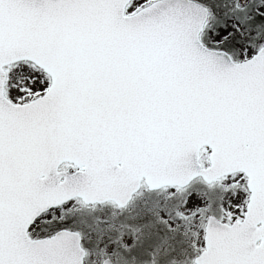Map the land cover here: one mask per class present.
I'll use <instances>...</instances> for the list:
<instances>
[{
    "label": "snow or ice",
    "instance_id": "snow-or-ice-1",
    "mask_svg": "<svg viewBox=\"0 0 264 264\" xmlns=\"http://www.w3.org/2000/svg\"><path fill=\"white\" fill-rule=\"evenodd\" d=\"M160 226L264 264V0H0V264H188Z\"/></svg>",
    "mask_w": 264,
    "mask_h": 264
},
{
    "label": "rangeland",
    "instance_id": "rangeland-1",
    "mask_svg": "<svg viewBox=\"0 0 264 264\" xmlns=\"http://www.w3.org/2000/svg\"><path fill=\"white\" fill-rule=\"evenodd\" d=\"M143 197L140 195H137L135 199L130 203V205L126 209H118L116 206L112 205L111 203L105 204L103 206L95 205L91 207L84 206V204L81 202L78 207L81 209H87L88 216L85 217V219L94 220L96 217H94L92 214L95 213L97 216H104L107 217L111 224H113L115 227L111 232L105 230L103 239H100V234L98 231L93 233V241L100 240V243L107 244L110 248L115 247L114 238L116 236V231L121 230L128 232L129 234L125 237V240H131L135 238L136 240H140L143 236L142 233H133L130 228H123L122 225H137L140 223H143L145 219L148 217L144 214L143 208H138V204H142ZM194 203V200H193ZM81 227L87 231V224L81 225ZM165 235L169 236L168 243L171 245H174L177 249V255H180V258L182 260H185L190 264V261L193 256L192 249L188 247V253L187 255H182L180 253V249L184 245H188L191 240V232L189 231L187 235L180 236L176 235L173 236L171 233H166V230L163 229V226H160V236L159 237H153L151 243H157L161 238H163ZM85 246L88 247L87 239L85 240ZM100 257H97V264H100ZM113 264H116L115 258H113Z\"/></svg>",
    "mask_w": 264,
    "mask_h": 264
},
{
    "label": "water",
    "instance_id": "water-1",
    "mask_svg": "<svg viewBox=\"0 0 264 264\" xmlns=\"http://www.w3.org/2000/svg\"><path fill=\"white\" fill-rule=\"evenodd\" d=\"M90 199H95V198H89V199H85L83 200V202L86 204V205H101V204H105V203H108V202H103V203H96V202H89ZM120 208V207H119ZM122 209V208H121ZM70 242H65V246H67Z\"/></svg>",
    "mask_w": 264,
    "mask_h": 264
}]
</instances>
